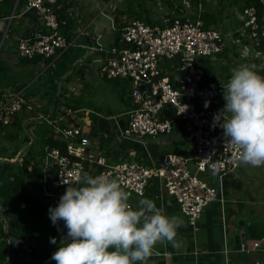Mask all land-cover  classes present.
Instances as JSON below:
<instances>
[{"label":"crops","instance_id":"0c3cea01","mask_svg":"<svg viewBox=\"0 0 264 264\" xmlns=\"http://www.w3.org/2000/svg\"><path fill=\"white\" fill-rule=\"evenodd\" d=\"M7 1L12 6L10 5L11 7L5 15H13V19L7 27V32L0 35V60L11 68L12 80L17 78L19 84L27 82V86H33L47 66L42 62L39 69L18 68L20 56L17 51L18 42L21 38H27L33 33L45 29L41 17L35 11L26 10L27 0ZM156 2L157 5L150 6L147 0H57L56 13L59 17L65 13L73 20L71 21L73 38L69 42L68 48L57 52L53 57L34 56L53 59L54 63L69 48L75 50L74 54H80L74 62L72 70L64 77L73 75V78L67 82L62 78L58 82L60 88L56 95L65 102L71 100L72 104L87 102L90 105L91 100L95 98L93 96L97 89L108 94L113 93V99L108 101L104 111L85 105H81L73 111L67 110L68 114L80 119L79 126L90 140L88 152L104 158L108 164L135 162L155 167L167 154H175L184 159H190L194 154L193 142L180 121L174 122L173 131L169 134L141 136L126 132L136 107L132 95L133 81L127 79L130 80L127 83L126 78L105 77L101 68L112 58L110 51L113 47H117L119 44L121 46V42L123 43L122 47L126 46L123 35L131 22L141 21L150 26H164L168 20L175 18L194 19L198 12L202 11V17L203 14L208 15V19L204 20L205 25L218 29L225 38L222 53L201 59V65L205 67V70L211 71L210 78L212 79L209 82L226 84L230 78V70L241 63L255 65V61H257L259 66H264V62H261L264 60H259L258 57H249L248 53L242 55L250 39L243 27L244 16L228 0H197V4L194 0H156ZM64 31L62 30L63 33ZM65 38L67 40L66 34ZM179 66L178 60L161 61V76L177 84ZM105 81L108 85L104 88L100 87V82L105 83ZM93 82L95 85L92 84ZM37 89L34 88L35 91ZM193 89L195 86L190 87V90ZM3 91L17 90L11 86H4L0 88V92ZM17 92L24 97L25 106L36 102L38 105L42 104L39 94L28 98L25 88ZM92 101L94 102V100ZM210 105L219 110L224 108L225 101L222 95L211 100ZM62 108L65 109L64 106ZM25 112L23 111V114L19 115L24 130L20 132L17 140L9 141L4 138L5 132L0 133V146L10 145L11 149L10 151L2 150L6 153V157H0V165L4 163L20 165L27 153L20 157L23 148L31 145L29 150L34 149L37 144L41 143V137L36 134V127H30V124L34 122L33 119H37L38 122L43 121H40L38 117L30 118L24 114ZM101 119L105 121V128L107 127L104 135L92 136V129L96 125V127L99 126L98 122ZM59 120L61 119L49 121L55 127V138L67 144V140L59 135L61 128L58 125ZM26 137H29L30 140L25 141ZM76 145L80 146V143L76 142ZM16 149L15 157L9 159V152ZM37 153H39V146L34 151V160H30L31 165L28 166V169L31 171L32 163L37 162L43 180L34 190L28 186V191L34 195L33 198H38L45 203H53L60 200L67 186L57 187L54 185L57 165L46 151L39 155ZM67 153L66 147L64 154ZM74 160H77V157H74ZM188 167L194 171V164L191 161H189ZM100 168L93 165L89 175L95 176ZM202 178L218 187L219 196L216 201L204 209L198 220L197 229L189 224L177 201L168 194L162 179L158 177L151 179L142 195L127 191L130 194L129 203L133 208L137 206L140 199L147 198L153 200L167 216H179L183 220V226L177 230V239L181 246L174 248L168 243L157 244L148 264L264 263V240L255 241L249 239L246 234V222L255 216L264 214V167L239 165L236 170L225 175L220 176L213 172H207L202 175ZM72 185H78V183ZM32 203H29L31 204L30 208L34 206ZM0 225V234L8 243L6 260L3 262L0 259V264H48L47 258L40 253L37 246L25 243L18 234L11 237L9 220L1 213ZM255 242H259L260 245L254 247Z\"/></svg>","mask_w":264,"mask_h":264},{"label":"built area","instance_id":"2783aa9c","mask_svg":"<svg viewBox=\"0 0 264 264\" xmlns=\"http://www.w3.org/2000/svg\"><path fill=\"white\" fill-rule=\"evenodd\" d=\"M56 3L57 0H27L26 10L35 11L41 17L45 30L21 38L17 48L19 55L27 58L36 55L53 57L69 47L70 43L61 30L68 21L56 13ZM12 19L13 15L0 14V35L7 32ZM243 27L250 39L246 46L247 56L264 60L261 42L251 39L258 38L260 33L254 7L245 9ZM123 37L126 46L113 47L110 51L112 58L101 71L108 78L122 77L133 81L132 95L136 107L126 132L141 136L169 134L173 131L174 122L180 121L193 142L194 154L190 159L167 154L155 167L142 163L108 164L104 158L88 152L90 140L82 128L74 124L64 131L59 130L67 140L68 153L64 154L59 149L48 152L57 165L53 183L57 187L67 186L64 182L78 183V176L89 174L93 165H97L101 168L96 175L116 178L124 190L142 195L151 179L158 177L164 181L168 194L177 201L189 224L197 229L202 212L219 196L218 187L205 181L202 175L213 172L222 176L240 165L234 149L225 144L222 129L212 126L213 117L220 110L211 106L210 101L222 95L221 84H202L205 70L201 59L222 53L225 38L218 29L205 27L202 11L194 19L175 18L164 26L133 21ZM163 60L179 61L177 84L161 76L160 63ZM192 86L195 89L190 90ZM0 96L1 128L11 123L26 101L17 91H3ZM69 115L79 123L80 119ZM38 119L48 121L49 116L39 115ZM189 161L194 164V171L188 167ZM259 245V242L254 243V247Z\"/></svg>","mask_w":264,"mask_h":264},{"label":"clouds","instance_id":"9594fccd","mask_svg":"<svg viewBox=\"0 0 264 264\" xmlns=\"http://www.w3.org/2000/svg\"><path fill=\"white\" fill-rule=\"evenodd\" d=\"M255 67L241 63L230 70L228 82L221 84L225 106L212 126L222 129L238 164L264 167V76ZM64 183L58 205L48 210L52 224L63 221L67 229L51 257L56 264H148L157 244L181 246L177 230L183 220L167 216L147 198L133 208L118 179L83 173L78 185Z\"/></svg>","mask_w":264,"mask_h":264},{"label":"trees","instance_id":"16d2710c","mask_svg":"<svg viewBox=\"0 0 264 264\" xmlns=\"http://www.w3.org/2000/svg\"><path fill=\"white\" fill-rule=\"evenodd\" d=\"M228 1L233 4L243 16L245 9L254 7L257 11L260 23L264 10V6L260 0ZM194 2L195 4L198 3L197 0H194ZM10 5L12 6V4H10L7 0H3L2 2H0V14L5 15L11 7ZM55 11L57 12V8H55ZM203 15V20L208 19L207 14ZM60 17L64 19L67 18L69 21V23L62 28V30L64 31L65 29L63 34L64 36L66 34L67 41L70 42L73 38L72 36L74 35L73 29L71 28V21L73 20H71L70 17H68V15L65 13H62ZM205 27H208L207 24L205 25ZM251 39L253 41L259 40V42H261L260 50L262 51V53H264V39L261 35V32L259 33L258 38ZM122 45L123 43L121 42V46L119 44L117 45V47L122 48ZM74 53L75 50L69 48L64 51L58 58V60H56V62L54 63L53 59H43L39 56L25 58L20 55L18 59V68L20 69H39L38 67L40 66V64H43L42 62H44L47 66V69L42 72V74L35 81L39 86L36 91L33 88V86L36 85L35 82H33L35 84L32 83L33 86H27V82L19 84L17 78L12 80L11 68L7 63L0 60V88H3L4 86H11L14 90L17 91H20L21 89L23 90L25 88L27 92L26 94L29 96L28 98H30V96L39 94L42 101L41 105H38L37 102L34 104L32 103L30 106H28V104L27 106L24 105L20 113L14 116V119L10 124L1 127L0 133L5 132V136L3 135L5 139L14 141L19 138L20 132L24 130L22 119L19 118V115L23 111H26L24 114H26L30 118H37L39 115H42L46 117L49 116L50 121L61 119L58 121V125L63 128H60V130L62 131L70 128L71 125H79V123H76L75 120L67 113V110H75L77 107L81 106L80 103L72 104L71 100L69 102H65L61 97H58L56 95L58 89L60 88L58 82L62 78H64L65 75L70 72V70H72L74 62L79 58L80 54ZM254 64L256 66L255 70L257 71V73L264 76V66H259L257 64V61H255ZM39 72L41 71L39 70ZM210 75L211 71L206 69L204 77L205 82L203 84L209 83V81L212 79L210 78ZM103 76L105 75L103 74ZM72 78L73 75H68L64 79L65 82H67ZM125 81L128 83L130 80L126 79ZM62 106H64L65 109H62ZM33 120L34 122H31L30 127L35 126L36 134H39L38 136L41 137V143H39V153L37 154L39 155L43 151H46L48 153L52 148H59L62 152L65 153L67 144H65L64 141H59L55 138V127L50 124L49 120H43V122H38L37 119ZM98 124V127H96V125L92 129V136L104 135V131L107 129V127L105 128V121L101 119ZM59 135L63 137L62 133H59ZM28 140H30V138L26 137L25 141ZM34 151L35 150L33 148L27 151L20 165L9 163L0 165V213L5 215L9 220V232L11 234V237H13L15 234H18L25 243H32L37 246L40 250V253L47 258L46 260L48 261V264H56V262L52 260L51 257L60 247L62 237L66 236L67 229L64 227L63 221H60L58 225H53L49 218V208L56 207L59 203V200L53 203H45L38 198H33L34 195L29 193L28 191V186H30L34 190L40 185L41 181L43 180V176L37 162L32 163L33 168L31 171H29L28 169V166L31 165L30 160H34ZM5 154V152L0 150V157H6ZM16 154L17 149L12 150V152H9L8 158H14ZM29 203L34 204V206L30 208L31 204ZM246 223V234L249 239L255 241L264 240V214L255 216L254 218L249 219ZM50 238H55L56 243L52 244L50 242ZM0 239V259L5 262L7 256L6 248L8 243L4 239L2 234H0Z\"/></svg>","mask_w":264,"mask_h":264},{"label":"rangeland","instance_id":"374dc122","mask_svg":"<svg viewBox=\"0 0 264 264\" xmlns=\"http://www.w3.org/2000/svg\"><path fill=\"white\" fill-rule=\"evenodd\" d=\"M148 1V4L150 5V6H155V5H157V2H156V0H147ZM93 85H95V82H93L92 83ZM100 87H102V88H104V87H106L108 84H107V82L105 81V83H103V82H100ZM96 87V86H95ZM33 88H35V89H37V88H39V86H38V84H36L35 86H33ZM93 97H95V98H93ZM92 98V100H94V102L91 100V104L89 105L87 102L84 104V103H82V104H80V105H82V106H91V107H93V108H97L98 110H102V111H104L105 110V108L107 107V105H108V101L109 100H111V99H113V93H110V94H108V93H106V92H103L102 90H100V89H97L96 90V92L94 93V96H93ZM90 99V98H89ZM40 144H37V146L34 148V150L39 146ZM0 148H1V150H3V151H10L11 149H10V145H6V144H3V145H1L0 146Z\"/></svg>","mask_w":264,"mask_h":264},{"label":"water","instance_id":"95a60500","mask_svg":"<svg viewBox=\"0 0 264 264\" xmlns=\"http://www.w3.org/2000/svg\"><path fill=\"white\" fill-rule=\"evenodd\" d=\"M260 1L262 2L263 6H264V0H260ZM260 25H261V35L264 39V10H263V15H262L261 20H260ZM30 146L31 145L25 146L23 148L22 152L20 153V157H22V155L25 154L29 150Z\"/></svg>","mask_w":264,"mask_h":264}]
</instances>
